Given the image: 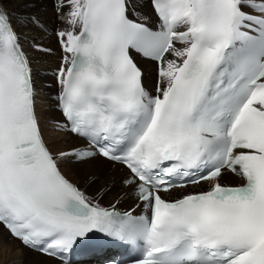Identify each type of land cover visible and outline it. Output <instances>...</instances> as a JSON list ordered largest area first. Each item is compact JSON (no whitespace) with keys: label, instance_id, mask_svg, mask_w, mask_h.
<instances>
[{"label":"snow or ice","instance_id":"1","mask_svg":"<svg viewBox=\"0 0 264 264\" xmlns=\"http://www.w3.org/2000/svg\"><path fill=\"white\" fill-rule=\"evenodd\" d=\"M151 7L155 26L130 18L128 0H58L68 27L57 33L55 130L84 143L55 154L0 7V229L63 264L74 247L95 250L97 233L129 243L130 264H264V0ZM133 53L155 62L154 90ZM69 157L122 165L136 205L94 202L62 173ZM225 171L240 183L221 184ZM205 180L206 190L162 196Z\"/></svg>","mask_w":264,"mask_h":264},{"label":"bare ground","instance_id":"2","mask_svg":"<svg viewBox=\"0 0 264 264\" xmlns=\"http://www.w3.org/2000/svg\"><path fill=\"white\" fill-rule=\"evenodd\" d=\"M56 2L58 3V0H56ZM0 3L2 8L10 16L13 27L23 43L22 48L24 52L27 53L26 55H29L28 59L32 69V80L37 94L36 104L38 116L51 152L55 154L67 151L68 148L72 149L80 146L84 143L81 139L55 130L54 122L63 121L60 116V111L57 108V101L54 99L58 93V87L53 84V79L50 76L39 71V68L43 67L42 60L39 59V55L36 57L37 55L35 56L33 52L28 53L29 49L26 47L27 44H24L26 42V37L22 33V30L24 32L26 30L34 29L33 25H36L37 23L41 24L40 26H43L48 30H55L59 27V22L61 21L59 18L62 16L61 13L57 11V7L54 6L53 0H0ZM128 3H132V7L129 9V15L132 18L137 19L138 15L147 17L148 19L144 21L147 24L156 21L150 6L151 0H128ZM148 7L151 10V15L147 14V11H149ZM132 9H135L137 15L132 14ZM35 15L39 16L34 17ZM14 21H19L21 30L16 24H14ZM35 34H37L39 38L43 35V33L40 32H36ZM45 39L47 38L45 37ZM141 65L145 72L144 79L146 88L154 90L157 79L155 63L141 60ZM44 66L47 68L49 67L47 65ZM42 74L51 79L49 85L47 84L49 82ZM52 111L53 115L50 116L51 114L49 113ZM95 159L86 162H75L69 157V163H66L64 160L60 163V166L63 173L71 181H81L82 183L87 182L88 187L86 191L91 193L96 191L94 195L97 196L98 193L105 195L104 200H106L108 206L116 204V202L119 201L116 206L121 211H124L123 209L127 210L134 207L137 203L135 194L130 187L123 184V179L127 170L120 165L108 162L100 157H97L96 160ZM232 180H239V178L227 171H225L220 177L221 184H228L227 181ZM82 183L80 185H82ZM209 183L211 182H204L199 184V186L186 187L185 189L180 190L174 189L171 190V193L184 192V194H186L191 192L190 190H194L198 187H205ZM139 211L140 209L137 208L136 212ZM6 241H9V237L6 232H3V230L0 229V264H63L52 258H47L24 248L17 240H11L10 242Z\"/></svg>","mask_w":264,"mask_h":264},{"label":"rangeland","instance_id":"3","mask_svg":"<svg viewBox=\"0 0 264 264\" xmlns=\"http://www.w3.org/2000/svg\"><path fill=\"white\" fill-rule=\"evenodd\" d=\"M54 2V6L57 7V2L56 0H53ZM149 11H147V14L148 15H151V10L150 8L148 7ZM62 15V14H61ZM39 15H35L34 17H38ZM61 21L59 22V27H57L55 30H48L46 29L45 27L43 26H40L41 24L37 23L36 25H33V28L32 30H26L23 32L22 30V33L23 35L26 37V42L24 43L26 45V47H28V53L29 52H33V54H35L36 57H38L39 55V59L42 60L41 62L43 63V67L39 68L40 72H42V70L44 72H49L51 70H54L56 67L59 66V62H60V57L62 56V48H61V45L59 43V37L57 35V33L61 30H64L66 27H68L66 24H65V21L64 19H62V16L61 18H59ZM15 20V19H14ZM14 24H16V26L21 30L20 28V23L19 21H14ZM43 29H46V30H43ZM54 31V33H53ZM36 32H40V33H43L42 37L39 38L37 34H35ZM53 33V34H52ZM51 35V36H50ZM45 37L47 39H45ZM48 38H52V39H48ZM57 54V56H56ZM55 55V56H54ZM29 56V55H28ZM55 57V59H54ZM59 59H58V58ZM58 59V61H57ZM46 62H45V61ZM51 60V61H50ZM53 61V62H52ZM56 63H55V62ZM59 63V64H58ZM44 65H47L49 66L48 68ZM49 70V71H48ZM43 73V72H42ZM45 79L49 82L47 83L48 85L50 84V81L51 79H49L48 77H46L44 74H42ZM53 111L50 112L49 114H51L50 116H52L53 114ZM71 148H68L67 151H69ZM97 159V158H96ZM95 159V160H96ZM65 162L66 163H69L68 162V158L65 159ZM86 164V163H84ZM79 175V174H78ZM80 177H82L81 175H79ZM86 180V179H85ZM73 181V180H72ZM81 190H83L85 193H87L89 196L95 198L96 201L100 202V204L104 207H109L106 202V200H104V197L105 195H102L99 194L98 196L97 195H94L96 193L93 192H88L86 191L87 190V187H88V183L87 182H81V181H73ZM82 183V185H80ZM102 191V190H100ZM106 192V191H105ZM104 192V193H105ZM98 197V198H97ZM111 206V205H110ZM117 207V206H116ZM117 209H119L117 207ZM123 210H126V209H123Z\"/></svg>","mask_w":264,"mask_h":264}]
</instances>
